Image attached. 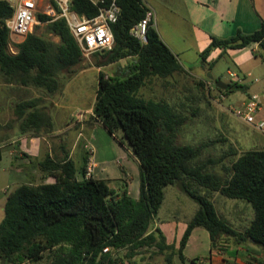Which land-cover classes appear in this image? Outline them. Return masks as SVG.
I'll list each match as a JSON object with an SVG mask.
<instances>
[{
	"label": "trees",
	"instance_id": "16d2710c",
	"mask_svg": "<svg viewBox=\"0 0 264 264\" xmlns=\"http://www.w3.org/2000/svg\"><path fill=\"white\" fill-rule=\"evenodd\" d=\"M87 2L73 0L71 7L81 11ZM118 3L120 15L111 24L113 45L95 52L103 58L94 64L99 66L123 57L127 60L119 72L98 71L92 111L108 132L118 136L137 157L138 196H131L125 186L116 190L109 179H77L72 159L61 162L46 156L40 165L53 173V182L19 183L7 193L0 220V264H127L119 251L127 249L125 255L130 257L142 245H155L158 251L170 249L165 257L167 264H172V255L185 257L182 249L196 225L206 228L211 247L221 246L222 238L230 236L237 242H252L264 249V147L231 149L230 164L222 163L223 175L206 168L209 162L222 157L196 162L206 141L192 145L176 140L178 125L183 121L177 105L137 93L150 77L166 78L185 68L161 39L152 20L144 42L129 32L145 15L147 6L143 0ZM12 11L8 0H0V71L4 75L26 74L36 67L35 79L43 81L45 71L80 62L83 54L63 17L45 23V30L57 35L58 41L28 33L18 43L16 52H11L5 19ZM38 17L44 19L45 15ZM254 41L260 48L257 53L264 56V21L250 32L237 30L226 37L212 35L199 53L200 63L206 62L215 47L223 53L227 47ZM226 82V88L214 87L227 92L244 89L238 81ZM34 122L33 113H28L22 128ZM42 122L51 125L49 119ZM168 184H176L198 204L176 248L166 242L164 232L153 222ZM213 190L250 203L253 217L244 229H236L217 212L210 195ZM104 246L109 250L103 251ZM43 259L45 263L41 262Z\"/></svg>",
	"mask_w": 264,
	"mask_h": 264
},
{
	"label": "crops",
	"instance_id": "0c3cea01",
	"mask_svg": "<svg viewBox=\"0 0 264 264\" xmlns=\"http://www.w3.org/2000/svg\"><path fill=\"white\" fill-rule=\"evenodd\" d=\"M8 1L12 6L17 2V0ZM143 1L146 6L153 10L152 21L161 39L173 51L185 69H187V64L192 62H196V66H200L199 53L208 45L212 35L226 37L235 34L237 30L250 32L259 28L261 22L264 21V0ZM34 27L28 33L41 35L53 41L59 40L57 35L47 32L45 29L46 33L52 34L56 38L52 39L44 34L36 33ZM28 33L22 36L10 35L9 50L16 52L18 43ZM221 50L220 47L213 48L206 56L205 64H212L220 57L227 58L228 79H231L230 71L243 78L240 82L244 85L243 96L239 103L245 100L249 93L260 92L264 83V56L257 53L260 52L258 42L254 41L239 47H227L223 53ZM126 60L127 57H123L117 61L99 66L94 64L93 66L96 67L98 73L100 69L104 71L111 63H116L113 72H119L124 67ZM113 72L109 70V73H105L112 74ZM35 73L36 67L31 68L26 74L19 72L12 77H8L0 71V89L3 90V94L0 96V220L3 216L7 193L17 184L53 182L55 180L53 173L42 169L40 165L46 156L61 162L69 158L72 159L75 176L77 179H81L87 151L85 142H88L93 149L94 169L92 176L109 180L119 178L120 181L109 182V184L119 191L125 186L131 196L137 197L138 189H131V182H128L124 178V174L119 173L117 168L116 175H114V173H110L111 169L114 172V168L108 164L103 163V167H98V161L107 162L105 156L108 155L109 151L104 150L101 152V156H98V144L95 140L100 138L101 141H104L106 139V146L112 147L109 141L111 139L109 134H112L108 132L100 120L93 116L92 108L97 81L90 99L83 105L75 106V111H71L68 105L64 104L63 99L59 97L58 92L75 76L76 73L73 68L71 66L56 67L45 71L46 77L43 81H37ZM181 73L184 74L185 71L175 74L179 76ZM170 77H150L139 87L138 95L156 99L154 95H161L163 85L169 81ZM254 77H258V79L254 80ZM206 82L210 83L211 79H206ZM142 90L145 93L149 92L148 95L141 94L140 91ZM26 101L30 102L26 103ZM28 113H33L35 124L28 123L22 128V121ZM41 116L43 119H49L51 125L43 123ZM257 116L264 117V98L261 99ZM105 135H108V141ZM111 147L110 149L113 150ZM126 149L131 155L132 161L139 168L137 157L133 151L128 146ZM124 166L127 170L131 168L129 165ZM127 177L129 176L127 175ZM168 185L170 190L167 194L169 196L174 195L172 198L175 202L174 207L177 209L185 194L177 185ZM167 186L164 188L163 201L166 198ZM215 193L216 196L211 197V199L217 212L236 229H244L253 217V209L250 208L251 217H248L247 221H243L238 211H241V207L245 205L249 207L250 204L248 205L246 200L225 195L224 200L223 196H219L221 193L218 191ZM218 201L220 203L230 201L233 205L232 211H224L225 208L220 211ZM197 207L198 204L194 206L190 215H183L181 219L162 218L157 213L153 222L154 225L162 229L167 243H173L175 248L178 246L187 221ZM235 207L237 210H234ZM222 239L221 246L211 247L206 228L196 225L192 228L182 249L185 257L181 259L175 254L172 257V264H257L260 262L264 264V249L260 246L252 242H237L230 236H225Z\"/></svg>",
	"mask_w": 264,
	"mask_h": 264
},
{
	"label": "rangeland",
	"instance_id": "374dc122",
	"mask_svg": "<svg viewBox=\"0 0 264 264\" xmlns=\"http://www.w3.org/2000/svg\"><path fill=\"white\" fill-rule=\"evenodd\" d=\"M44 29L45 23H37L34 27L36 33L44 34L52 39L56 38V36L46 33ZM102 58L97 53L83 55L79 63L71 66L76 74L58 92L59 97L63 99L64 104L68 105L69 110L75 111V106L83 105L90 99L97 81V70L93 65L96 60H101ZM195 63H186L187 69L184 70L185 73H181L179 76L176 74L172 75L169 78V83L167 81V83H164L161 95L154 96L156 99L164 98L170 103L177 105L178 112L183 117V121L178 125L176 140L179 143H190L192 145L206 141L195 161L205 160L207 157H222V160L209 162L206 168L218 175H223L224 168L222 163L230 164L231 161L232 155L229 151L231 149L240 151L251 147H264V133L242 121L241 118L229 110L232 105L240 104V99L243 96L242 89L238 88L227 92L220 91L214 87L216 78L220 77L224 81L228 80L229 75L226 72L228 67L227 58L220 57L210 64V66L205 63L196 66L197 63ZM115 64L111 63L110 66L107 65L108 67L105 68L104 72L109 73V70L113 72ZM210 76L212 77L208 78ZM206 79H211V82L207 83ZM143 90L140 91L141 94L148 95L149 92L145 93ZM2 92L3 90L0 89V96L3 94ZM105 136H107L108 141V135ZM109 136L111 138L109 139L110 145H112L113 150L110 149L111 146H106V139L104 141H101L100 138L95 140L98 144V156H101V152L104 150L109 151L107 156L104 154L107 162L98 161V167L101 168L103 167V163H106L111 168H114V172H112V169L110 170V173H114V175H116L117 168L118 172L122 173V175L124 174V178L128 182H131V189L135 190L137 188L139 191V168L132 161L131 155L126 151L127 145L121 142L118 136L110 134ZM95 141L93 140L94 144ZM124 165H129L131 167L130 170H127ZM126 173H128L129 177H127ZM115 181L120 180L118 178L109 182L113 183ZM168 186L166 188V198L161 205L158 216L181 219L183 215H190L194 206L197 205L196 200L183 191L185 194L184 199L181 201L179 207L175 209V202L172 198L174 195L169 196L167 194L170 190ZM215 192V190L210 191L211 197L216 196ZM219 196L224 197L221 194ZM219 203L220 201H218V209L220 211L224 208V211H232L233 205L230 201ZM247 204L249 205L250 203L248 202ZM251 207V205L249 207L245 205L241 207V211H238L243 221H247V218L251 217ZM234 210H237L236 207ZM126 251L127 249H121L119 252L127 264L129 261L132 264H146V262L150 264H167L165 255L171 250L158 251L155 245H142L135 248V253L130 257L125 255ZM41 262L45 263L46 260L43 259Z\"/></svg>",
	"mask_w": 264,
	"mask_h": 264
},
{
	"label": "built area",
	"instance_id": "2783aa9c",
	"mask_svg": "<svg viewBox=\"0 0 264 264\" xmlns=\"http://www.w3.org/2000/svg\"><path fill=\"white\" fill-rule=\"evenodd\" d=\"M73 0H17L13 11L5 19L9 36H22L30 32L35 24L46 23L50 20L63 17L75 37L83 55L111 48L114 36L111 24L115 22L121 7L118 0H87L81 11L71 7ZM38 14H44L39 19ZM153 10L147 6L145 15L134 23L130 33L141 42L146 40V28L152 20ZM232 80L241 82L242 77L230 71ZM257 80L258 77H254ZM264 81V74H263ZM264 98V83L260 92H251L239 105H232L229 110L244 122L264 133V117H258L261 99ZM87 157L84 168V177L92 176L94 169L93 149L85 142ZM109 250L108 246L103 251ZM120 264V262H118ZM263 264V263H257Z\"/></svg>",
	"mask_w": 264,
	"mask_h": 264
},
{
	"label": "water",
	"instance_id": "95a60500",
	"mask_svg": "<svg viewBox=\"0 0 264 264\" xmlns=\"http://www.w3.org/2000/svg\"><path fill=\"white\" fill-rule=\"evenodd\" d=\"M210 75V73H209ZM215 85L222 87V88H226L228 83L226 81H224L223 79H221L220 77L215 79Z\"/></svg>",
	"mask_w": 264,
	"mask_h": 264
}]
</instances>
